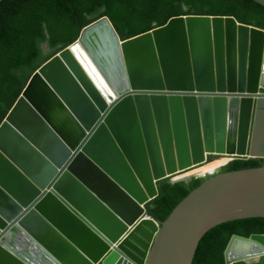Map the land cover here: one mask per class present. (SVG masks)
<instances>
[{
  "label": "water",
  "instance_id": "1",
  "mask_svg": "<svg viewBox=\"0 0 264 264\" xmlns=\"http://www.w3.org/2000/svg\"><path fill=\"white\" fill-rule=\"evenodd\" d=\"M219 157L264 160V29L177 16L122 40L104 16L0 124V264H193L212 228L264 218V165L205 178L162 222L146 207ZM225 262L264 264V234Z\"/></svg>",
  "mask_w": 264,
  "mask_h": 264
},
{
  "label": "trees",
  "instance_id": "2",
  "mask_svg": "<svg viewBox=\"0 0 264 264\" xmlns=\"http://www.w3.org/2000/svg\"><path fill=\"white\" fill-rule=\"evenodd\" d=\"M108 17L122 40L164 25L177 16H233L237 22L264 29V5L254 0H3L0 3V124L29 79L46 61L68 47L82 29ZM48 49H44V45ZM264 160H234L221 171L256 168ZM204 179L158 185L147 205L156 221H164ZM264 234V218L235 220L208 231L193 264H227L225 250L237 235Z\"/></svg>",
  "mask_w": 264,
  "mask_h": 264
},
{
  "label": "bare ground",
  "instance_id": "3",
  "mask_svg": "<svg viewBox=\"0 0 264 264\" xmlns=\"http://www.w3.org/2000/svg\"><path fill=\"white\" fill-rule=\"evenodd\" d=\"M216 167H209V166L200 167L197 170L193 171L191 174H187L185 176H191L192 177V175H196L197 177H203V176H206V175L210 174L211 172H213L214 169H216Z\"/></svg>",
  "mask_w": 264,
  "mask_h": 264
},
{
  "label": "rangeland",
  "instance_id": "4",
  "mask_svg": "<svg viewBox=\"0 0 264 264\" xmlns=\"http://www.w3.org/2000/svg\"><path fill=\"white\" fill-rule=\"evenodd\" d=\"M222 162H224V161H222ZM217 163L220 164L221 161H220V162L217 161ZM200 167H207V165H206V166H200ZM200 167H198V168H200ZM198 168H194V169H192V170H188V171L183 172V173H181V174H179V175H177V176H178V177H185V175H187V174H191L193 171L197 170ZM216 168H217V167H216ZM215 171H216V169H214L213 172H211L210 174H208V176H207L206 178H208L210 175H212L213 173H215ZM194 178H197V176H196V175H192V177L189 176V179H190V180H191V179H194ZM202 179L205 180V178H202Z\"/></svg>",
  "mask_w": 264,
  "mask_h": 264
},
{
  "label": "flooded vegetation",
  "instance_id": "5",
  "mask_svg": "<svg viewBox=\"0 0 264 264\" xmlns=\"http://www.w3.org/2000/svg\"><path fill=\"white\" fill-rule=\"evenodd\" d=\"M216 160L219 161V162L221 161V163H223L222 161L225 162V161L227 160V158H226V157H219V158H216L215 160L213 159V161H211L210 163H208L207 166H209V167H216V166H217V168H218V167L220 166L221 163L219 164V163H217V162H214V161H216ZM204 166H206V165H204ZM217 168H216V169H217ZM221 170H222V169H221ZM219 171H220V170H219Z\"/></svg>",
  "mask_w": 264,
  "mask_h": 264
},
{
  "label": "built area",
  "instance_id": "6",
  "mask_svg": "<svg viewBox=\"0 0 264 264\" xmlns=\"http://www.w3.org/2000/svg\"><path fill=\"white\" fill-rule=\"evenodd\" d=\"M234 160H231V159H227L225 162L221 163L220 166L216 169L215 173H217L219 170H221L222 168L226 167L230 162H232ZM214 162H217V161H214ZM214 173V174H215ZM213 175V174H212ZM208 175L206 176H203V177H197V178H206ZM211 176V175H210Z\"/></svg>",
  "mask_w": 264,
  "mask_h": 264
}]
</instances>
